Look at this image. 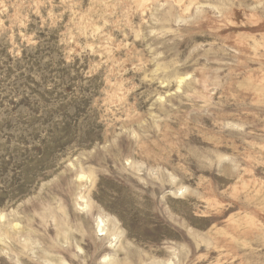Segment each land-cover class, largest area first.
Listing matches in <instances>:
<instances>
[{
	"label": "rangeland",
	"instance_id": "374dc122",
	"mask_svg": "<svg viewBox=\"0 0 264 264\" xmlns=\"http://www.w3.org/2000/svg\"><path fill=\"white\" fill-rule=\"evenodd\" d=\"M0 264H264V0H0Z\"/></svg>",
	"mask_w": 264,
	"mask_h": 264
},
{
	"label": "bare ground",
	"instance_id": "6f19581e",
	"mask_svg": "<svg viewBox=\"0 0 264 264\" xmlns=\"http://www.w3.org/2000/svg\"><path fill=\"white\" fill-rule=\"evenodd\" d=\"M103 220L99 219V222H98V228H99V232H103Z\"/></svg>",
	"mask_w": 264,
	"mask_h": 264
}]
</instances>
